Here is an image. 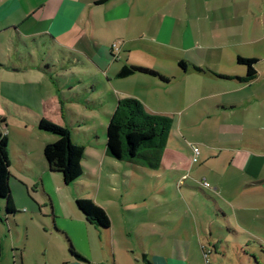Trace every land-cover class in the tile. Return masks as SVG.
Listing matches in <instances>:
<instances>
[{
  "label": "crops",
  "instance_id": "crops-1",
  "mask_svg": "<svg viewBox=\"0 0 264 264\" xmlns=\"http://www.w3.org/2000/svg\"><path fill=\"white\" fill-rule=\"evenodd\" d=\"M219 3H224L223 15L226 18L240 19L248 14V0H0V36L14 31L26 38H47L71 51L72 55L79 56L93 70L101 71L107 78L106 85H112L106 101L109 102V119L119 99L135 97L144 103L148 99L140 92L120 91L112 84L113 80L124 79L117 76L123 66L157 70L160 76L151 75L157 80L151 84L156 88L169 90L171 87L168 86L178 78L184 80L176 93L168 98L185 105L179 110L181 119L186 116L191 124L198 118L208 119L211 123V148L203 152L201 163V166L207 165L211 181L204 176L199 182L204 185L203 180L206 179L209 188L227 207L226 210L220 209L219 200L210 197L221 211V216L216 214L215 219L219 222L217 226L210 227L211 234L216 230L217 236L209 239L214 255L207 264H264V212L260 211L264 210V35L258 30L250 34V30L241 25L237 26L235 34L215 33L214 28L218 27L221 15L216 7ZM208 4L215 6L213 11H209ZM201 6H204L205 12L193 15L196 24L194 28L187 27L185 11L190 8L199 10ZM210 25L213 27L207 32L206 27ZM115 41H121L122 45L119 60L112 57L111 48ZM135 55H141L143 60L135 59ZM239 57L256 60L257 76L253 80L237 78L245 77L248 72V67L238 62ZM180 62H184L185 67H181ZM136 76L138 73L125 79L132 83L139 81L141 84L136 86L145 87L146 81ZM187 78H191L193 83H187ZM101 95L99 93V98ZM105 100L100 99L102 104ZM199 103L202 105L197 110L186 113L189 109L185 108ZM165 152L164 147L163 154ZM105 154L110 156L106 147ZM126 166L132 168L138 165ZM46 168L39 173V186L48 203L46 207L52 230L67 248V257L49 260L50 264H94L85 256L82 246L90 243L93 231L100 239L110 240L112 221L108 228H102L87 219L77 206L78 199H91L94 188L83 182L93 177L83 172L78 180L66 184L62 174L50 171L48 164ZM188 169L183 166L178 175L186 177L190 173L198 177L194 169ZM44 175L59 181L48 179L46 186L42 179ZM20 183L16 181L11 193L16 212L11 214L6 211L9 225L15 224L13 218L18 214V208L34 207L27 186ZM61 188L69 189L75 195L73 212L67 210L69 216H66L62 202L56 197L54 203L46 193L53 191L58 195L57 191ZM2 200L7 208L6 200ZM58 222L64 231L56 229ZM206 226L194 228L198 235V242H195L194 236L192 238L193 249L198 251L196 260L185 259L181 255L177 260L173 259L168 252H163V248L161 253H149L145 243L140 241L136 263L148 264L144 258L146 255L153 264H191L192 261L206 264L200 252L203 250L201 234L203 231L207 233ZM190 240L186 241L188 247ZM70 243L85 261L79 260L70 251ZM12 264H24L22 255L12 258ZM112 264L122 263L116 262L113 257Z\"/></svg>",
  "mask_w": 264,
  "mask_h": 264
},
{
  "label": "rangeland",
  "instance_id": "rangeland-1",
  "mask_svg": "<svg viewBox=\"0 0 264 264\" xmlns=\"http://www.w3.org/2000/svg\"><path fill=\"white\" fill-rule=\"evenodd\" d=\"M223 5H216L221 15L218 27L214 28L215 33L235 34L238 32L237 26L241 25L249 29L250 34L258 30L264 35V0H248V14L240 19L226 18ZM207 7L209 11L215 8L209 4ZM185 12L186 26L194 28L196 21L193 15L205 10L201 6L199 10L190 8ZM212 27L207 26V32ZM134 58L143 60L141 55ZM144 68L158 72L151 67ZM136 77L146 81V86L137 87L141 82L132 83L125 78L113 80L112 84L120 91L140 92L148 98L146 103L143 102L148 113L164 114L173 121L171 136L164 146L166 152L157 168L145 166L147 164L140 159L130 164L105 154L110 120L107 116L109 102L106 101L112 85H106L107 78L101 71L93 70L79 56L72 55L71 51L47 38H26L14 31L0 36V117L5 120L2 131L9 139L10 186L13 190L16 181L25 184L28 196L34 203L32 209L20 206L13 218L15 224L9 225L6 203L0 199V264H12V258L20 254L24 264H50L49 260L67 257L65 243L52 230L49 209L46 207L48 203L42 196L38 181L39 173L46 170L48 164L44 149L58 139L56 135L39 129L42 118L67 127L72 141L85 146L81 165L83 172L93 179L83 183L94 188L90 200L103 208L112 221L110 240L100 239L93 231L90 243L82 246L90 261H94V264H112L114 257L116 262L122 264H137L140 241L145 243L149 253H161L163 248V252H168L173 259L177 260L181 255L185 259L196 260L198 251L193 249L192 238L194 236L195 242H198V235L194 228L205 227V224L207 233L203 231L201 234L203 250L200 252L206 264L212 261L214 251L209 239L217 234L216 230L211 234L210 227L217 226L219 220L215 217L216 214L221 216V211L210 197L219 200L220 209L226 210L227 207L211 188L199 182L201 177L211 181L207 165L201 166L203 152L211 148V123L208 119L198 118L191 124L186 116L180 118L179 110L185 105L170 100L168 96L176 93L184 80L178 78L168 86L171 87L169 90H165L152 86V82L157 80L149 74L138 73ZM186 82L192 84L193 80L187 78ZM72 86L76 87L70 90ZM99 93L104 98H99ZM100 99H106L105 103L102 104ZM200 105L202 103L188 106L186 113L197 110ZM191 145L200 149L199 162L195 164L192 163L194 153ZM126 165L138 166L131 168ZM183 166L189 171L194 169L198 177L190 173L186 177L178 175ZM47 177H42L46 186L48 179L59 181L58 178ZM57 192L58 195H55L53 191H46L54 203L57 197L66 212H73L74 193L64 188ZM36 204L39 205L38 209ZM66 216H69V212ZM61 226L58 222L56 229L64 231ZM190 238L188 247L186 241ZM244 238L247 236L244 235ZM191 264L196 263L192 261Z\"/></svg>",
  "mask_w": 264,
  "mask_h": 264
},
{
  "label": "trees",
  "instance_id": "trees-1",
  "mask_svg": "<svg viewBox=\"0 0 264 264\" xmlns=\"http://www.w3.org/2000/svg\"><path fill=\"white\" fill-rule=\"evenodd\" d=\"M238 62L248 67L247 75L237 77L239 80L251 81L257 76L254 67L256 60L239 57ZM180 65L185 67L184 62H180ZM196 69L202 70L200 67H196ZM136 73L160 76L158 72L141 66H123L117 76L125 78ZM3 122L5 120L0 117V199L6 200V210L12 214L16 212V208L13 204L10 186L9 139L2 131ZM172 126L173 121L169 116L148 113L141 100L121 98L118 100L117 108L107 126V154L119 161L126 160L130 164H134L140 159L149 167L157 168L162 161L164 146ZM39 129L58 137L54 143L48 144L44 149L50 171L62 174L66 184L78 180L83 175L81 161L85 157V146L72 141L71 133L67 127L45 118L39 121ZM76 203L87 219L95 221L102 228L110 226V219L105 210L92 200L78 199ZM70 251L79 260H86L75 251L71 243ZM1 253L0 245V258ZM144 258L148 264H153L146 255Z\"/></svg>",
  "mask_w": 264,
  "mask_h": 264
},
{
  "label": "built area",
  "instance_id": "built-area-1",
  "mask_svg": "<svg viewBox=\"0 0 264 264\" xmlns=\"http://www.w3.org/2000/svg\"><path fill=\"white\" fill-rule=\"evenodd\" d=\"M111 50H112L111 52H112L113 59L119 60L121 58V53H122L121 41H115L112 45ZM191 148H192L193 153H194L192 162L197 163L199 161L198 156L200 155V149L196 145H191ZM203 184L206 187H210V184L206 181V179L203 180Z\"/></svg>",
  "mask_w": 264,
  "mask_h": 264
}]
</instances>
